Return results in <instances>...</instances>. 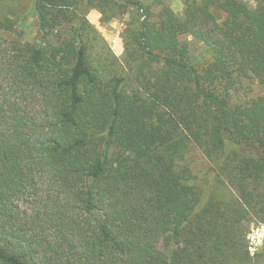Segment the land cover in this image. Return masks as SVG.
<instances>
[{
	"label": "trees",
	"instance_id": "1",
	"mask_svg": "<svg viewBox=\"0 0 264 264\" xmlns=\"http://www.w3.org/2000/svg\"><path fill=\"white\" fill-rule=\"evenodd\" d=\"M28 1L37 43L0 17V264H251L241 232L248 213L264 222V94H230L264 86V0H181L180 14L166 0ZM122 7L133 47L118 73L92 63L87 11ZM190 143L238 200L200 189L180 164Z\"/></svg>",
	"mask_w": 264,
	"mask_h": 264
},
{
	"label": "rangeland",
	"instance_id": "2",
	"mask_svg": "<svg viewBox=\"0 0 264 264\" xmlns=\"http://www.w3.org/2000/svg\"><path fill=\"white\" fill-rule=\"evenodd\" d=\"M250 5H255L254 0H245ZM171 8L180 14L183 10L181 0H166ZM28 0H0V17L20 19L15 30L8 35L12 38L21 39L25 43L35 44L38 42L40 31L35 18L30 14ZM87 18L97 34L95 48L90 51V59L98 68H106L112 72H123L132 59V41L130 28L132 15L129 8L122 7L113 17L102 13L96 8H89ZM182 40L189 43L192 58L196 64H204L209 61L211 55L207 48L190 35H183ZM108 57H110L108 59ZM109 67V68H108ZM108 71V70H107ZM264 94V86L256 79H246L230 94L232 103L247 102L251 98ZM180 164H186L191 173L199 181L202 191L209 186L207 196L223 202L236 201L239 198L237 190L226 183L219 181L218 176L212 170V164L203 154L201 149L189 144L188 151ZM241 237H244L247 250L251 257V264H263L264 262V222L251 213L243 222ZM240 264V263H238Z\"/></svg>",
	"mask_w": 264,
	"mask_h": 264
}]
</instances>
